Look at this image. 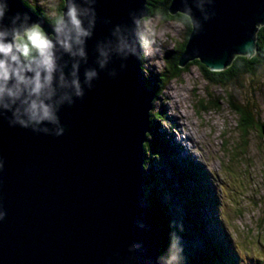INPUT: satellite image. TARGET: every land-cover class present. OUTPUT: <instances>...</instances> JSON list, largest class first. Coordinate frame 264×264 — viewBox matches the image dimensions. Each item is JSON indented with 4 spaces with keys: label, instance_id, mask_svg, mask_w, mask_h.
<instances>
[{
    "label": "water",
    "instance_id": "water-1",
    "mask_svg": "<svg viewBox=\"0 0 264 264\" xmlns=\"http://www.w3.org/2000/svg\"><path fill=\"white\" fill-rule=\"evenodd\" d=\"M147 1L72 0L90 35L82 57L55 49L56 124L24 128L0 108V264H167L145 190L156 93L143 77L132 23L148 16ZM8 8L4 24L18 12L54 38L52 24L23 0H8ZM169 12L191 22L181 67L197 60L223 71L236 56L255 54L264 26V0H171ZM120 39L136 55L118 51Z\"/></svg>",
    "mask_w": 264,
    "mask_h": 264
},
{
    "label": "rangeland",
    "instance_id": "rangeland-1",
    "mask_svg": "<svg viewBox=\"0 0 264 264\" xmlns=\"http://www.w3.org/2000/svg\"><path fill=\"white\" fill-rule=\"evenodd\" d=\"M24 2L39 8L51 19L58 16L61 4V0ZM143 21L154 31V44L153 50L147 54L143 52L142 74L157 90L151 116H158L160 132L166 134V140L171 141L174 148L168 157L173 163L188 160V165L199 167L203 194L210 200L201 216H205L207 225H210L209 234L221 239L218 231H222L235 253V257H230L226 252L223 255L237 264H264V222H260L264 217V136L257 129L252 130L247 138V146L239 148L242 141L237 127L238 116L226 101V93H229L234 103H245L257 119L255 121L263 125L264 69L255 77H241L239 82L233 81L228 88L210 83L196 60L185 66L179 77L174 79L167 69L171 59H166L165 55L181 48L187 40L188 28L182 21L166 20L160 14L146 17ZM213 103L217 106H213ZM202 105L207 108L203 110ZM167 109L169 115L164 112ZM171 116H178V122L185 124L184 127H176ZM188 131L194 132L195 141L185 137ZM175 146H178V153ZM241 149L247 153L242 155ZM226 151L229 152V160ZM149 156L150 153H147L146 158ZM155 158L156 162H161L162 186L169 185L171 191H168V195L176 197L173 201L177 208L167 209L176 219V210L178 214L186 210L180 196V193L183 194L181 185L186 184L178 181L171 163H163L160 156ZM188 186L186 191L196 188L193 183ZM165 193L162 194V201L167 203ZM157 211L162 210L157 208Z\"/></svg>",
    "mask_w": 264,
    "mask_h": 264
},
{
    "label": "trees",
    "instance_id": "trees-1",
    "mask_svg": "<svg viewBox=\"0 0 264 264\" xmlns=\"http://www.w3.org/2000/svg\"><path fill=\"white\" fill-rule=\"evenodd\" d=\"M24 3L36 13L43 16L51 24L52 21L57 17L56 16L54 19L48 18L42 10L40 11L39 8L31 6L27 4V2ZM63 4L64 3L61 0L58 15H62L61 10L63 8ZM170 4L171 0H148L147 18L153 17L155 14H160L166 20H180L188 28L187 36H189L191 32L190 20L188 17L182 14L171 15L169 12ZM256 38L257 41L255 54L251 57L236 56L228 68L223 71H211L199 61H196L198 65L201 66L202 71L204 70L203 72L206 79L212 84L223 85L230 88L232 82H239L241 77L247 78L251 76H257L259 72L264 69V26L259 28ZM187 40L180 49L165 55L166 59H171L168 62L167 69L172 73V78L174 79H177L180 73L184 71V68H186L181 67L179 63ZM190 64L191 63L188 65ZM146 81L148 88L157 94V90L151 86L147 79ZM154 85L157 86V83H154ZM226 101L230 104L232 111L238 116L237 127L240 130L242 141V144L239 145V148L247 146V138L249 137L252 130L257 129L259 130L260 134L264 136V124L260 125L255 121L257 119L253 117L254 115L248 110V107L245 105V103H234L233 98L229 93H226ZM209 106H211V103ZM213 106H217L216 103H213ZM206 108L207 107L202 105L203 110ZM150 121L151 133L147 135L148 141L144 145V160L146 168L145 190L153 217L163 232L162 255L166 260V263L237 264V262L234 260H229L223 255V252H226L230 254V257H235L233 246L230 243V240L227 237H223L222 231L220 230L218 231V236L222 237L221 239L215 235L209 234L208 228L210 225H207V219L205 216H201V214L203 215L204 213V207L210 202V200H208V197L205 198L203 194L204 189H202L203 187L201 186L202 177L200 176L199 167L193 164L188 165V160H182L181 163L180 161H174L175 163H173L172 159L168 157L171 155L170 152L172 151V147L170 146L169 140H166V134L160 132L158 116H151ZM241 150V154L245 155L246 151L244 149ZM147 153H150V156L148 157L149 160L146 158ZM226 153H228L227 159L229 160V152L226 151ZM237 155V157L240 158L238 153ZM157 156L161 157L160 160L163 161V163H171L178 176V181L186 184V186L181 185L183 194L180 193L186 210H184L183 214H178L176 210L174 212V214L177 213L175 214L177 217L176 219L173 217L172 213L167 210L169 208H172L173 210L177 208L173 201V199L176 197H171L168 195V191H171V187L169 185L167 187L162 186V182H164V180L162 169L159 167L161 166V162L159 163L154 160ZM154 164L159 165L154 166ZM189 183H193L196 188L186 191L190 187L188 186ZM210 191H208L209 194ZM163 193L168 196L166 198L167 203L162 201ZM157 208H161L162 211H157ZM260 222H264V217Z\"/></svg>",
    "mask_w": 264,
    "mask_h": 264
},
{
    "label": "clouds",
    "instance_id": "clouds-1",
    "mask_svg": "<svg viewBox=\"0 0 264 264\" xmlns=\"http://www.w3.org/2000/svg\"><path fill=\"white\" fill-rule=\"evenodd\" d=\"M8 13V0H0V108L11 110L14 121L24 128L30 124H56L58 118L51 103L53 73L56 71L55 49L82 57V38L88 37L90 32L82 27L81 13L72 0H66V11L52 21L54 38L40 24L28 23V17L21 18L18 12L13 13L4 24ZM185 15L191 16V9H186ZM132 23L137 42L147 54L153 50L154 31L146 21L133 17ZM74 45L80 46L75 52L72 50ZM117 50L136 55L135 46H130L123 39L119 40ZM93 75L86 73V77ZM59 80L60 86H68L62 75ZM71 88L77 97L81 95L76 79H72ZM63 131L58 129L56 135H61Z\"/></svg>",
    "mask_w": 264,
    "mask_h": 264
},
{
    "label": "bare ground",
    "instance_id": "bare-ground-1",
    "mask_svg": "<svg viewBox=\"0 0 264 264\" xmlns=\"http://www.w3.org/2000/svg\"><path fill=\"white\" fill-rule=\"evenodd\" d=\"M41 11V10H40ZM169 40V39H168ZM170 51V50H169ZM242 57V56H241ZM198 64V63H197ZM204 71V70H203ZM237 90V89H236ZM174 97V96H173ZM171 99V101H172V98L171 97H169V100ZM174 100H176V99H174ZM194 110V109H193ZM165 112V114L166 115H169L168 114V109L167 110H165L164 111ZM170 112V111H169ZM181 115V114H180ZM198 117V116H197ZM171 118L174 120L173 122H174V124H175V126L176 127H184V125L185 124H183V125H181L180 124V122H178V120H179V117L178 116H171ZM181 118V117H180ZM201 118V117H200ZM185 119V118H184ZM198 119V118H197ZM202 119V118H201ZM181 120H182V118H181ZM237 120V119H236ZM171 121V120H170ZM200 121V120H199ZM172 127V126H171ZM176 127H174V128H176ZM187 129V128H186ZM163 131V130H162ZM182 134H184V133H182ZM194 134V132L193 133H191L190 131H188L187 133H185L184 135H185V137H187V139H189V140H192V141H195V138H194V136L195 135H193ZM159 136V135H158ZM205 136V135H204ZM168 140V139H167ZM171 141H169V143H170ZM174 142V141H173ZM176 142V141H175ZM170 145H171V147H172V144L170 143ZM178 145V144H177ZM176 147V146H175ZM178 147V146H177ZM175 148L176 149V152L178 153V148ZM180 148H182V147H180ZM172 149L174 150V148L172 147ZM184 150V149H183ZM176 152H175V155H176ZM183 152V151H182ZM247 153V152H246ZM190 156V155H189ZM247 174V173H246Z\"/></svg>",
    "mask_w": 264,
    "mask_h": 264
}]
</instances>
